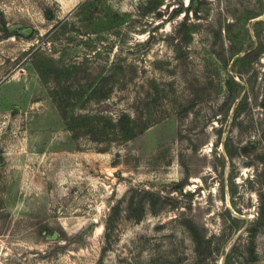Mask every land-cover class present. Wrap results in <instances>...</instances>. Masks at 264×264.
Returning <instances> with one entry per match:
<instances>
[{"label": "rangeland", "instance_id": "rangeland-1", "mask_svg": "<svg viewBox=\"0 0 264 264\" xmlns=\"http://www.w3.org/2000/svg\"><path fill=\"white\" fill-rule=\"evenodd\" d=\"M0 264H264V0H0Z\"/></svg>", "mask_w": 264, "mask_h": 264}, {"label": "water", "instance_id": "water-1", "mask_svg": "<svg viewBox=\"0 0 264 264\" xmlns=\"http://www.w3.org/2000/svg\"><path fill=\"white\" fill-rule=\"evenodd\" d=\"M222 263V262H221Z\"/></svg>", "mask_w": 264, "mask_h": 264}]
</instances>
